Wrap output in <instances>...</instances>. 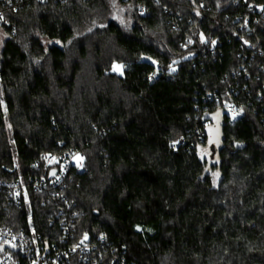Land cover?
Masks as SVG:
<instances>
[{
	"label": "trees",
	"instance_id": "16d2710c",
	"mask_svg": "<svg viewBox=\"0 0 264 264\" xmlns=\"http://www.w3.org/2000/svg\"><path fill=\"white\" fill-rule=\"evenodd\" d=\"M257 7L264 0H0V180H24L30 196L16 204L0 190V225L59 244L63 208L69 235H89L107 263L264 264ZM74 150L84 170L64 188L33 189L29 179L49 173L35 165L42 155Z\"/></svg>",
	"mask_w": 264,
	"mask_h": 264
},
{
	"label": "built area",
	"instance_id": "2783aa9c",
	"mask_svg": "<svg viewBox=\"0 0 264 264\" xmlns=\"http://www.w3.org/2000/svg\"><path fill=\"white\" fill-rule=\"evenodd\" d=\"M3 3L11 6V0H3ZM256 9L258 13L264 14L261 7ZM140 11L145 15L146 11L143 6L140 7ZM0 16H4L2 10H0ZM252 28L248 20L240 24L241 30L249 32ZM226 111L229 123H234L240 116L239 108L235 103H230ZM184 142V138L180 137L177 144H184ZM83 160L84 156L79 150L68 152L63 157L55 154L42 155L41 162H36L35 165H41L44 171H49L48 176L30 178L28 182L37 191L46 188L53 190L64 188L70 171L84 170ZM54 168L57 169V173L54 177L49 178L50 172ZM0 190L5 191L10 200L16 204L30 201L28 183L22 179L0 180ZM58 212V217H61V222L66 230L59 244L41 242V236L36 234L33 226H30V230H26L23 227L15 229L0 225V246H5L0 251V264H73V259H76L79 264H113L117 261L115 257L107 263L98 242L91 241L89 235L86 234L77 239H74L73 235H69V228L72 227L73 220L67 219L63 208H60ZM72 215L74 216V214ZM99 238L101 239L102 236Z\"/></svg>",
	"mask_w": 264,
	"mask_h": 264
},
{
	"label": "water",
	"instance_id": "95a60500",
	"mask_svg": "<svg viewBox=\"0 0 264 264\" xmlns=\"http://www.w3.org/2000/svg\"><path fill=\"white\" fill-rule=\"evenodd\" d=\"M221 146V128L219 125H215L212 128H210L209 132V143L208 148L213 151V153L217 154V150ZM57 169L54 168L51 170L49 178H52L56 175ZM136 231L138 233H141L143 231V227L141 225L136 226ZM5 248V246H0V251H2Z\"/></svg>",
	"mask_w": 264,
	"mask_h": 264
},
{
	"label": "rangeland",
	"instance_id": "374dc122",
	"mask_svg": "<svg viewBox=\"0 0 264 264\" xmlns=\"http://www.w3.org/2000/svg\"><path fill=\"white\" fill-rule=\"evenodd\" d=\"M114 18L125 28L129 29L130 27V20L129 17L127 15V9L125 7H121L119 4L116 5L115 7V12H114ZM5 40V34L4 32L0 29V51L2 49L3 43ZM43 42L45 43V45H48L51 43V41H49L46 38H43ZM115 70L117 71H121L122 66L119 64L115 65Z\"/></svg>",
	"mask_w": 264,
	"mask_h": 264
},
{
	"label": "snow or ice",
	"instance_id": "6c2138e0",
	"mask_svg": "<svg viewBox=\"0 0 264 264\" xmlns=\"http://www.w3.org/2000/svg\"><path fill=\"white\" fill-rule=\"evenodd\" d=\"M3 17L2 16H0V19H2Z\"/></svg>",
	"mask_w": 264,
	"mask_h": 264
}]
</instances>
